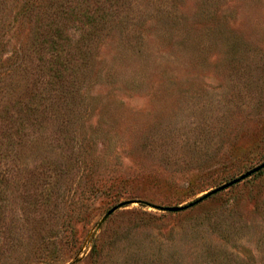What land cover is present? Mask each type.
Instances as JSON below:
<instances>
[{"label": "rangeland", "instance_id": "rangeland-1", "mask_svg": "<svg viewBox=\"0 0 264 264\" xmlns=\"http://www.w3.org/2000/svg\"><path fill=\"white\" fill-rule=\"evenodd\" d=\"M262 163L264 0H0V264H264V169L161 210Z\"/></svg>", "mask_w": 264, "mask_h": 264}, {"label": "water", "instance_id": "water-1", "mask_svg": "<svg viewBox=\"0 0 264 264\" xmlns=\"http://www.w3.org/2000/svg\"><path fill=\"white\" fill-rule=\"evenodd\" d=\"M264 169V163L258 165L257 167L253 168L252 170L246 172L245 174L241 175L240 177L236 178V179H233L232 181L224 184V185H221L220 187H217L211 191H209L208 193H206L205 195L199 197L197 200L193 201L192 203H190L189 205H186V206H177V207H166V208H161V210L163 211H166V212H181V211H184V210H187L199 203H201L202 201L208 199L209 197L219 193V192H222L224 190H227L228 188L238 184V183H241L243 182L244 180L250 178L251 176H253L254 174L260 172L261 170ZM128 204V202L126 203H123L121 205H118L116 207H114L113 209H111L106 215L105 217L102 219L101 223H103L104 221H106L108 219V217L110 215H112L117 209L123 207V206H126Z\"/></svg>", "mask_w": 264, "mask_h": 264}, {"label": "trees", "instance_id": "trees-1", "mask_svg": "<svg viewBox=\"0 0 264 264\" xmlns=\"http://www.w3.org/2000/svg\"><path fill=\"white\" fill-rule=\"evenodd\" d=\"M55 50L57 51V54H56V51H55L56 58H58V56H59L60 53H63V52H64L63 49H62V50H60V49H55Z\"/></svg>", "mask_w": 264, "mask_h": 264}]
</instances>
